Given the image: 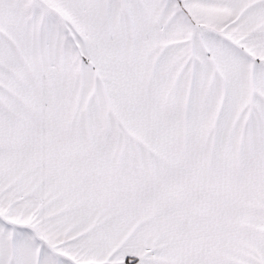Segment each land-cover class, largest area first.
Segmentation results:
<instances>
[{"label": "snow or ice", "instance_id": "snow-or-ice-1", "mask_svg": "<svg viewBox=\"0 0 264 264\" xmlns=\"http://www.w3.org/2000/svg\"><path fill=\"white\" fill-rule=\"evenodd\" d=\"M0 264H264V0H0Z\"/></svg>", "mask_w": 264, "mask_h": 264}]
</instances>
